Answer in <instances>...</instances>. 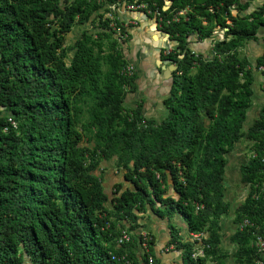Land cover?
<instances>
[{
    "label": "trees",
    "instance_id": "obj_1",
    "mask_svg": "<svg viewBox=\"0 0 264 264\" xmlns=\"http://www.w3.org/2000/svg\"><path fill=\"white\" fill-rule=\"evenodd\" d=\"M99 1L143 6L140 11L176 43L175 49L159 52V61L172 66L162 100L166 114L159 122L145 120L137 105L130 118L121 116L135 77L119 74L125 61L107 32H82L64 46L71 27L88 22L92 0H0V264H118L111 253L125 254L130 261V242L115 246L119 234L105 210L108 198L100 177L94 174L99 159L113 156L114 166L131 185L123 190L117 186L118 195L109 199L118 221L133 231L134 211L149 209L166 218L177 214L189 234H206L201 239L204 254L219 244L217 218L227 211L224 155L241 138L251 96L249 64L237 58L235 48L257 39L264 28V7L238 17L231 8L239 13L247 2ZM180 11L184 15L173 20ZM106 21H100L99 29L110 30ZM215 26L226 30L212 44L210 59L187 49L190 37L209 38ZM263 62L264 48L255 69ZM86 101L93 108L82 130L94 129L97 159L80 146L83 135L75 128L80 104ZM247 137L257 140L264 153V103ZM239 173L241 182L254 183L264 177V162L258 158ZM235 214L237 221L250 223L230 237L236 262L253 264L259 256L249 245L255 233L264 236V193L249 192ZM168 236L165 245L181 251L183 264H203V258L190 257L193 242H181L170 226ZM146 247L142 264H158ZM130 263L139 264L134 259Z\"/></svg>",
    "mask_w": 264,
    "mask_h": 264
},
{
    "label": "rangeland",
    "instance_id": "obj_2",
    "mask_svg": "<svg viewBox=\"0 0 264 264\" xmlns=\"http://www.w3.org/2000/svg\"><path fill=\"white\" fill-rule=\"evenodd\" d=\"M90 4L93 9L91 10L88 22L83 25L74 24L71 27L70 32L64 38V46H71L73 42L79 38L82 32H86V34L92 36L102 30H104V32H107L110 38H112L116 42L117 49L121 52L125 61V65L131 67L132 75L134 77L136 76L135 78L138 79L137 87L141 88L140 91L136 92L135 84L134 90L125 94V97L122 101V109L120 112L121 116H123V118H130L131 111H133L135 107L139 105L140 114L143 119H150L155 122H159L166 114V111H164L165 114L161 113L163 111L160 101H162L163 98L167 96L169 89V74L172 70V66L167 62L161 63L158 60V51L161 49L165 51L167 49H164L162 44L155 43L154 40L156 39V37L152 39L150 38V36H148L147 38L144 36V39H142L144 34V31H142V27L144 28V26L141 27L139 24V20L131 19L130 15H127V26L129 27V29L131 26L134 27L132 28L134 30L133 36H140V38L137 39V44L132 45L131 41H129L131 37L128 38L126 36L127 33L124 31V28L118 24V12L116 11V9L110 10L107 5H102L99 0H92ZM128 8L131 9L129 11L134 12L132 8ZM105 10H109V12L104 13ZM135 12L138 11L136 10ZM102 20H108L106 22L108 23V28L110 29L109 31H107L106 29H99V23ZM152 21L154 20L147 16L146 23L152 26ZM120 27L123 28V33L120 31ZM151 31H153L157 35H161V32H158L153 27H151ZM141 42H144V44H148L149 50L144 51L141 48ZM246 43V41H241L239 43V46L235 48V54L237 58L243 59L245 61H247L246 58H248V61L251 62L249 63L250 65L248 69L249 71H251V68L254 67L253 58L256 53H254L253 55L247 54L244 47V44ZM144 52L145 55L143 57ZM71 54L72 52L67 53L66 59L64 60L65 64H68ZM212 56L213 53L211 51L206 58H203L202 56L201 57L204 60H207V58L210 59ZM101 68L102 70L105 69L104 63L102 64ZM152 69L156 70L155 74L153 76H148L147 72L151 71ZM134 73H136V75H134ZM155 80L158 81V84L156 85L154 84ZM80 108L82 114L75 126V128L83 135L80 146L87 148V150L90 152L89 156L97 159V153L93 148V134L95 133L94 129H91L90 133L82 130V128H86V125L89 122V116L93 106L90 102L86 101L85 103L80 104ZM240 131L242 132L241 138L236 144H234L232 150L228 152V154H226L227 158L229 159L228 167L225 171L223 170L222 194L223 202L227 204V211L217 218V222L219 224V244L216 248L212 249V252L209 251V253H203V264H238L236 262L235 255L236 246H234L230 242V237L235 232H240L243 229L240 228L242 223L240 222L241 220L237 221L235 210L243 204L249 192L250 194H254L255 196H263L264 193V181L262 176L260 178H256V181L254 183H243L240 181V168L237 172V165L241 164L242 166H250L254 161H257L258 158L261 159L264 156V153H262L263 150H260L258 141H250V139H248V128H241ZM91 151H94V153ZM234 152H236V155L238 153L239 156H234ZM233 157L239 159L238 161H235V165H232L233 160H235V158ZM231 158L232 161L230 160ZM226 162L227 161H225V164ZM114 164L115 156L111 157L109 160L99 159L94 174L100 177L102 190L108 198V202L104 204V207L106 212L109 214L111 222L115 224L118 234L125 232L129 234L130 240L134 241V243H130L127 246L125 245L127 252L131 256L129 257V259L132 262V259L136 260V255L134 252L137 249L139 250L138 257L139 259H141L142 256L140 255V253H144V249L147 248L146 246L154 245L156 239L155 234L159 233L158 227L165 228V221L163 222L162 220H165L167 218L163 216L158 217L149 209H146V211L143 213L134 211V214L137 216V228L140 229L138 231H136L137 229L132 231L129 229V224L127 222L118 221L114 217L109 199L118 195L117 186H120V190L131 188V185L123 179V171L116 169ZM237 173L239 175V179H237ZM252 187L254 189H252ZM170 192V190H165L164 194L168 195L170 194ZM157 219L159 221H162V223H158V221H156ZM250 246H252L253 248L252 242L249 247ZM207 250L210 249L208 248Z\"/></svg>",
    "mask_w": 264,
    "mask_h": 264
},
{
    "label": "crops",
    "instance_id": "obj_3",
    "mask_svg": "<svg viewBox=\"0 0 264 264\" xmlns=\"http://www.w3.org/2000/svg\"><path fill=\"white\" fill-rule=\"evenodd\" d=\"M240 2L241 3L247 2L246 8L244 10H242L241 12L236 13V11H234L233 7H232V10L230 11L232 16L237 15L238 17H242V16L250 13L251 11H253V10H255L261 6L264 7V0H240ZM108 7L110 8V10L116 9V11L118 12V17H117V19L119 21L118 23H120V25L124 28V31L127 33L126 36L128 38L131 37L129 41H131L132 45L137 44V42H138L137 39H139L140 36L139 37L133 36L134 30L132 28H134V27L131 26L129 29V27L127 26V22H126L127 21V18H126L127 15H130L131 19L139 20V24L141 27L144 26V28L142 27V31H144L142 39H144V36L146 38L148 36H150V38H152V39L154 37H156V39L154 40L155 43L156 44H158V43L162 44L163 48L167 49L165 51L161 49L163 52H167V51L175 49L176 43L174 41L169 40L167 38L166 34L161 32V35H157L153 31H151V27H153L158 32H160L156 28L155 21H152V26L150 24L148 25L146 23L147 16L149 18H152L153 20H154V18L150 17L149 15H147L143 12H141L139 8L136 9L133 7L132 9L134 10V12L129 11V10H131L128 8V7H130V5H125L124 3L112 5V8L110 6H108ZM136 10L138 12H135ZM182 12H184V11H182ZM130 23H133V22H130ZM223 30L224 29H221V27L215 26L213 29L211 37L203 39L202 41L197 40L196 37H190L188 39L189 42L187 44V49L189 51L195 53V54H199L203 58H206L211 52L212 43H214L217 40H222ZM256 38H257L256 40H248V41H246L247 43L244 44V47H245L247 54L253 55L254 53H256V55L253 58V64L254 65H255V59L258 58L259 56H261V54L263 52L264 28L261 29V31L259 30ZM147 43H148V41H147ZM141 48L144 51L149 50L148 44H144V42H141ZM161 50L158 51V60H159V52ZM144 55H145V52L143 54V57H144ZM246 60H247L248 64L251 63L250 61H248V58H246ZM162 63H164V62H162ZM248 68H249V66H248ZM155 72H156V70L152 69L151 71L147 72V74H148V76H153L155 74ZM250 73L252 76V83L250 85V90H251L250 105L245 111V118H244V122L242 124V129L250 128L253 125V123L257 119L259 111H260V109L264 103V75L259 73L255 69V67L251 68ZM134 75H136V73H134ZM134 82L136 84V90L135 91L136 92L140 91L141 88L137 87L138 79L135 78ZM154 82L153 83L155 85L158 84L157 80H155ZM168 86H169V83H168ZM160 104L162 106V111H163L161 113L165 114V112H164L165 108L162 105V101H160ZM234 153H235L234 156H237V157L239 156L238 153H237V155H236V152H234ZM224 156H225V161H227L225 164V169H224V171H225L228 167V160L229 159L227 158L226 154ZM233 158H235V160H233L232 165L233 164L235 165L236 164L235 161H238L239 159H236V157H233ZM230 160L232 161V158ZM241 166H242L241 164L237 165V172ZM237 179H239L238 173H237ZM156 221H158V223H162V221L163 222L165 221L164 222L165 228H159L158 227L159 233L155 234L156 235L155 243H154V245L150 246L154 258L157 260L158 264H183L181 261V251L176 250L173 245L166 246L165 244H166L168 237H169L168 236L169 235V226L176 230L178 237L181 238V242H194L190 238L191 234H188V232L186 231L185 223L180 218V216L177 214H175V215H173V216H171L165 220L159 221L157 219ZM136 229H137L136 231H138L140 228H136ZM160 229L162 230V232ZM203 236L201 239H204L206 234H203ZM131 243H134V241H132ZM194 247H195V245H194ZM146 250H147V248L144 249V253L146 252ZM133 251H134V249H133ZM138 251L139 250L137 249L134 252L136 255V260L139 264H142V257H141V259H139V257H138L139 252ZM143 254L140 253L141 256H143ZM260 257H261L262 261L264 262V252L260 255ZM23 264H28V262L24 261Z\"/></svg>",
    "mask_w": 264,
    "mask_h": 264
},
{
    "label": "built area",
    "instance_id": "obj_4",
    "mask_svg": "<svg viewBox=\"0 0 264 264\" xmlns=\"http://www.w3.org/2000/svg\"><path fill=\"white\" fill-rule=\"evenodd\" d=\"M110 7L112 8V5H110ZM142 7L143 6H136L134 8L138 9V8H142ZM130 8H133V6L132 7L130 6ZM231 10H232V8H231ZM155 15L158 16L157 13ZM183 15H184V12H182V11L178 12L173 20H176V17H182ZM225 30L226 29H224L223 31H225ZM256 70L259 73L264 75V62ZM118 72L122 76H131L132 75L131 67L126 66V65L121 67ZM7 123L13 127L15 126L14 122L10 119H7ZM261 162H264V156L261 158ZM263 181H264V177H263ZM196 209H197V207L195 206V210ZM249 226H250V223L247 220H243L240 228L243 229V228L249 227ZM190 236H191L192 241H194L193 243L195 245V247L193 248L191 255H190L191 259L196 260L197 258H203L204 246L201 244V238H202L203 234L202 233L191 234ZM129 242L130 243L132 242L130 240L129 234L122 232L119 234L118 238L116 239L115 246L116 247L124 246V245H126V243H129ZM252 244H253V248L255 249L256 254L259 256V259H255L253 264H264V262L262 261V259L260 257V255L264 252V236H261V235L255 233ZM109 256H110L111 260L116 261V263H118V264H131L125 254H122L121 256H115L114 254L111 253V254H109Z\"/></svg>",
    "mask_w": 264,
    "mask_h": 264
}]
</instances>
